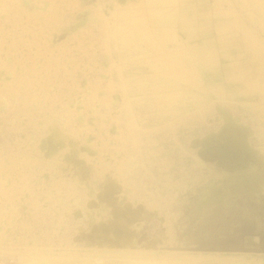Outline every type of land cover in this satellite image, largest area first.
<instances>
[{
  "label": "rangeland",
  "instance_id": "1",
  "mask_svg": "<svg viewBox=\"0 0 264 264\" xmlns=\"http://www.w3.org/2000/svg\"><path fill=\"white\" fill-rule=\"evenodd\" d=\"M153 257L264 264V0H0V264Z\"/></svg>",
  "mask_w": 264,
  "mask_h": 264
},
{
  "label": "crops",
  "instance_id": "2",
  "mask_svg": "<svg viewBox=\"0 0 264 264\" xmlns=\"http://www.w3.org/2000/svg\"><path fill=\"white\" fill-rule=\"evenodd\" d=\"M180 13V11H179ZM188 22H182L180 21V15L178 14L175 18L174 21H172V25L175 26L177 29L180 30L181 37L184 39V41H188L191 43H196L199 40H204V38H214L216 43H215V48L217 53V56L219 58V61H223L222 56L218 55L219 54V48H221V45H218V41L220 38V33L218 32L217 27L214 26V24H209L207 23H202L198 19L194 21V17H190V19L187 20ZM202 45V46H201ZM202 48H201V47ZM205 46L203 44H200L198 46H193V50L196 53H201L204 52ZM208 66V65H207ZM204 67V76L207 78H213V79H219V75H217L218 71H220L223 67L222 63L219 64V66H215L213 68L207 69L208 67ZM214 73V74H213Z\"/></svg>",
  "mask_w": 264,
  "mask_h": 264
},
{
  "label": "bare ground",
  "instance_id": "3",
  "mask_svg": "<svg viewBox=\"0 0 264 264\" xmlns=\"http://www.w3.org/2000/svg\"><path fill=\"white\" fill-rule=\"evenodd\" d=\"M217 89V88H216ZM221 89H223V88H221ZM214 90V89H213ZM219 90V89H218ZM224 90V89H223ZM215 91V90H214ZM221 91L222 90H220V94H221ZM215 92H218V91H215ZM223 92V91H222ZM231 106V105H230ZM234 138V137H233ZM227 139V138H226ZM228 140H229V138H228ZM223 148H224V146H223ZM229 149V148H228ZM231 149V148H230ZM234 149V148H233ZM220 150V149H219ZM229 151V150H228ZM230 152H231V150H230ZM233 152V151H232ZM225 154V153H224ZM234 154V153H233ZM236 155V154H235ZM235 155H233V156H235ZM249 155V154H248ZM231 156V155H230ZM244 156H246V155H244ZM244 156H241L242 158H240V159H244L243 157ZM250 157V156H249ZM248 159V158H247ZM246 159V160H247ZM227 160V159H226ZM228 162V161H227ZM224 165H225V163H224ZM234 166V165H233ZM235 167V166H234ZM231 168H233L232 166H231ZM255 215V214H254ZM124 254V253H123ZM127 254V253H126ZM142 254V253H141ZM131 255V254H130ZM136 255H139V254H136ZM148 255H152V254H148ZM78 257V256H77ZM200 257V256H199ZM135 258V257H134ZM158 259V258H157ZM157 259H154V257L153 258H151V259H149V261H144V260H139L138 262H144V263H147V264H166V263H163L162 261H160V260H157ZM198 259V258H197ZM95 260V259H94ZM100 261L99 262H101L102 260L101 259H99ZM136 260V259H135ZM95 262H97V261H95ZM193 262V261H192ZM27 264H29V263H27ZM42 264V263H41Z\"/></svg>",
  "mask_w": 264,
  "mask_h": 264
}]
</instances>
